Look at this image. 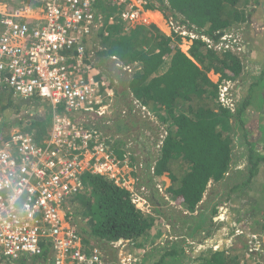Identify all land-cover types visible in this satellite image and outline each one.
Instances as JSON below:
<instances>
[{"label": "built area", "instance_id": "2783aa9c", "mask_svg": "<svg viewBox=\"0 0 264 264\" xmlns=\"http://www.w3.org/2000/svg\"><path fill=\"white\" fill-rule=\"evenodd\" d=\"M110 8H115V18L121 22H130L135 16L129 0H0V101L3 95L11 94L14 100L37 99L50 109L41 144L21 131L0 141V264H28L42 254L43 246L48 247L49 264H110L98 246L83 245L65 217V208L83 192L89 175L105 177L128 189L136 207L150 214L149 208L143 210L137 205H147L142 195L146 188H131L126 180L137 168L136 162L130 164L133 154L128 153L134 140L131 138L132 145L110 130L116 126L117 117L136 118L133 111L137 110L135 114L142 119L140 127L143 125L139 141L152 142L146 146L150 147L146 165L151 175L166 131L152 130L149 122H154V116L129 91L126 94L131 108L118 111L117 82L95 78L99 71L87 41L105 22L112 21L113 17L107 15L115 10ZM169 28L172 34L199 39L216 51H230L234 43L230 31L215 42L182 24L169 22ZM111 58L114 74L131 76L135 72L136 63L123 65ZM233 82L216 83L218 104L231 112L237 104ZM118 141L126 151L123 160L114 155L113 146ZM125 169L131 171L128 176L122 171ZM154 188L175 210L189 214L167 197L160 183ZM163 226V240L167 242L162 241L161 248L179 242L188 254L222 249L217 243L207 244L216 238L212 234L203 240L189 239L169 234V225ZM128 242L120 240L110 245L117 250ZM134 261L133 257L119 259L118 264Z\"/></svg>", "mask_w": 264, "mask_h": 264}, {"label": "trees", "instance_id": "16d2710c", "mask_svg": "<svg viewBox=\"0 0 264 264\" xmlns=\"http://www.w3.org/2000/svg\"><path fill=\"white\" fill-rule=\"evenodd\" d=\"M254 4L255 0H147L145 8L169 13L188 29L216 42L224 32L247 22ZM110 10L114 11L115 8ZM99 32L103 47L102 51L97 52L99 56L106 59L115 57L123 65L136 63V70L126 88L134 100L145 106L156 121L165 126L166 131L153 176L166 175L170 181L166 191L181 209L189 212L198 209L208 184L222 181L232 170L236 140L245 143L248 150V179L255 174L264 156L255 157L253 147L257 141L255 135H248L243 121V116H247V119L251 116L247 112L253 97L252 90L249 88L247 95L240 97L234 112H231L218 104L217 84L208 76L209 72H213L219 76V81L238 80L243 65L235 54L209 49L199 39L192 40L175 34L165 36L155 25L135 26L125 38L120 35L121 29L113 23L103 25ZM89 42L91 45L93 40ZM95 78L100 79L99 76ZM101 78L109 80L110 77ZM122 95L120 100L130 109L131 102L126 92H122ZM259 97L264 98L261 93ZM34 100L37 99L14 100L11 94L3 95L0 101V125L11 128L14 122L18 123V127L25 124L19 127L21 132L30 134L35 142L41 144L48 129L42 125L47 121L49 125L48 108H45L43 120H31L27 116L13 121H6L9 117L3 118L7 110L19 112L21 104L28 101L46 107L39 100ZM258 124L264 139V122ZM234 129L240 131V135L236 131L234 133ZM7 137L8 134L2 136L0 141ZM113 151L118 160L124 159L126 151L119 141L114 144ZM131 156L130 164L134 165L136 159L133 160ZM64 212L68 225L76 231L79 229L77 233L85 246H91V242L102 246L127 240L141 247L155 232L152 217L136 207L131 193L120 184L98 175L85 178L83 192L68 203ZM215 214L216 207L211 208L209 216H199L198 224L206 220L210 223L200 227L205 237L211 235L210 225ZM78 216L81 225L77 223ZM256 223L264 226V215ZM221 248L188 254L181 243L176 242L170 247L161 248L164 254L156 264H165L168 257L171 258L170 264H185L187 261L198 264L235 263L226 257L225 252L229 250L226 245ZM47 253L48 247L43 246L42 254L32 260L46 261Z\"/></svg>", "mask_w": 264, "mask_h": 264}, {"label": "rangeland", "instance_id": "374dc122", "mask_svg": "<svg viewBox=\"0 0 264 264\" xmlns=\"http://www.w3.org/2000/svg\"><path fill=\"white\" fill-rule=\"evenodd\" d=\"M129 4H131L132 12H134L135 15L132 21H127L126 23L119 21V19L115 18L117 16L116 10L111 13L109 12V15H107L108 17H113L112 21L108 23L116 24L119 29H121L120 35L123 38L128 35V32L129 30H131V28L133 29L135 26L138 25H148V23H151L155 25V27H158L161 32L163 31V33L169 34V36L174 35L172 34L173 32L169 28V22H173L175 26L181 25L180 22L178 20H175V18L173 19L169 13L163 14L158 11H151L146 9L145 7L147 5V0H135V2H131V0H129ZM252 11L255 10L251 8L250 13H252ZM241 24H239L233 29H230L229 34L233 35L231 36L232 40H234L230 52L237 55L242 60L244 69H248L249 74L247 73L245 74V76L243 75L242 78L239 77L238 81L233 82V98L238 101L240 97H244L247 95V91L249 88L250 90L255 89L252 94L253 97H255L254 102H252L253 104L250 105V108L247 112V115L249 114L250 116L251 114V116L248 119L247 116H243V121L245 123L244 126L246 125V128L250 132H252L256 128V121L258 123L264 122V103H262V99L260 100L259 97V92L262 90V88H259V86H257V78L259 77L251 76V73L254 72L255 67H252L250 63L254 61H260L263 55L262 53L264 52V49H262L264 48V43L262 41L259 42L260 50L254 51L252 54H249L248 60L246 53H244L245 50L248 51L247 53H250L248 50L250 46L249 44H247L248 39L245 38V33L248 30V26L246 25V22ZM116 37L117 36H115L114 38L117 39ZM183 37L187 38L186 36ZM243 46L246 47L245 50L243 49ZM180 47L183 49V46ZM255 64L259 66L256 70L257 74L260 72H264V70H261L264 69L263 62L260 64H258L257 62ZM208 76L214 83L219 82L218 76L215 75L213 72H209ZM130 79L131 76L128 73H117L118 85H121V87H124V89H126L127 83ZM117 89L119 90V88ZM23 104H21V111L15 112L12 109L7 110L4 113L3 118L6 119L9 117V119H6V121H9L10 119L13 121L14 119L17 120L20 116H27V118L30 117L31 120H43L44 113L46 111L45 108H48V111H50L49 107H40L38 103L35 102L33 103L31 101H28L24 105ZM43 104L45 105V103ZM118 107V111H122L125 107H127V104L125 105L123 103H119ZM125 109L129 110L128 107ZM135 111L137 110L134 109L133 114L136 116V118L133 117L131 119V116L129 117L128 115H122L121 117L123 118H121L120 116L117 117L116 120H118V122L116 126H113V128L110 130V133H112L113 135L115 134L116 136H121V138L123 139L127 138L126 141L128 143L129 141H131V138H133L134 140V147L133 149H130L128 153L133 154V160L136 159L137 168H133V172L130 174V177L126 176H128L131 171L127 169L122 171L126 173L125 177L127 178L126 180L128 182V185H130L131 188L135 187L136 189H141L142 186L146 188V193H143L142 195L148 200L147 205L141 206V202H138L137 205L139 207H142L143 210L149 208L151 214L150 217H152L154 221L155 237L151 239V241L147 242L146 240V242H143L141 244L144 246L148 245L147 247L140 248L133 245L134 249H131L130 251L129 249L126 251L125 248L117 249L115 251L114 249H111L113 250L112 253L111 250H103L101 248V245L99 246L98 244L96 245L91 242L92 245L98 246L100 250H102L106 254L105 256L108 258V262L110 264H118L119 259H131L132 257L134 260H136L133 262V264H156L157 261H160L162 259L161 257L164 254V251L161 249L162 246L160 244L163 239H166L162 235V233H164L163 229L165 228L163 225H169V234L180 233V236H186L189 239L194 238L197 240H203L206 237L202 234V232H200V227L207 226L209 221L206 220L203 224H198V220L200 217L197 216V212L202 211L201 213L204 214V211L206 209L210 207H216L217 214L213 216L215 220L212 218V222L210 225V228L212 230L211 234L213 235V237L216 236V238L212 239V241H214V243H217L219 247H223L224 245H226L229 250L225 252V255L226 257L231 258L232 261H235V263L232 262L233 264H264V226L256 223L260 218H262V215H264V169L257 168L255 170V174H253L252 177L248 179L247 160L249 154L245 143H243L242 141H235L237 145L233 149L235 156L233 160L234 168L230 170V172L222 181L209 183L201 200V209H196L195 211L190 212V215L182 214L180 211L175 210L169 204V200L165 201V197L161 196L158 191L155 192L154 187L156 183H160L161 186L164 188V180L161 177H166V175H162L161 177L155 178L147 171V152H149L150 147L146 148V146L151 145L152 142H150L149 139L143 142L139 141V128H142L143 125L140 127V124L142 122L140 120L142 119L139 113V116L135 114ZM14 113L17 114L11 117V115H13ZM1 120L2 119H0V121ZM152 121L154 122L150 121L149 124H152V130H154V132L156 131V129L160 132L163 131V128L165 127L164 125L162 126L159 121H156V119H153ZM17 124V122H14L11 128L0 125V138L7 134L9 136L14 131H21L19 127H24L25 125L22 124L18 127ZM42 126L44 128H47L49 126L48 121L47 123H43ZM235 131L238 132L237 129H234L233 132L235 133ZM237 134L240 135V131ZM254 154L255 157H259V155H263L264 152L260 153L258 152V150L255 149ZM235 164L239 167L236 168ZM138 165L142 168L139 169ZM168 198L172 200L171 197ZM157 204L159 205V207L157 206ZM77 208L78 210L80 209L79 206ZM159 209H161V211L163 210L164 215L161 217L157 216V211ZM207 216H209V214H207ZM76 220L77 223L80 222L79 224H82V221H80L79 216L76 218ZM158 233L159 235H161L159 236V239H156V237H158ZM217 234L219 235L217 236ZM222 238H226V240L223 242ZM214 243L211 242V239L207 242L208 245H213ZM135 248H137L136 251H132L135 250ZM138 248H140L141 250H139ZM170 260V257L166 258L165 264H169ZM189 262L187 261L186 263ZM191 263L198 264L195 261H192ZM28 264L49 263L43 261L42 259H36L35 261L30 259ZM175 264H177V262Z\"/></svg>", "mask_w": 264, "mask_h": 264}, {"label": "crops", "instance_id": "0c3cea01", "mask_svg": "<svg viewBox=\"0 0 264 264\" xmlns=\"http://www.w3.org/2000/svg\"><path fill=\"white\" fill-rule=\"evenodd\" d=\"M255 11H252V13H251V15H250V17L248 18V24H247V22H246V25L248 26V30H247V32L245 33V38L246 39H248V41H247V44H249V52L250 53H247L248 51H246L245 49H246V47L245 46H243V49L245 50H243L244 51V53H246V56H247V59L249 60V54H252L254 51H257V50H260V41H262L263 43H264V0H261V1H259V0H255V4L253 5V7H252ZM150 13V12H149ZM153 15V14H152ZM105 24H107L106 22H105ZM104 24V25H105ZM148 25H153V24H151V23H148ZM147 25V26H148ZM242 25V24H241ZM240 25V26H241ZM158 28V27H157ZM100 31V30H99ZM98 31V33L97 34H95L92 38H90V39H88V41H87V44L89 45V41H91V40H93V42H92V44L91 45H89V50H92V52H93V54H94V58H93V61H94V64H95V66H96V68L98 69V71H99V77H101V76H104V77H110L109 79L110 80H112V81H116L117 82V73L116 74H114L115 72H116V70H114V68H113V60H112V58L110 57V58H104V57H102V56H99V54H97V52L99 51H102V49H103V47H102V42H101V38H100V32ZM162 33H163V31H162ZM165 36H169V34H165V33H163ZM262 49H264V48H262ZM261 49V50H262ZM98 52V53H99ZM97 54V55H96ZM263 55H262V58L260 59V61H257L258 62V64H260V63H264V52L262 53ZM239 58V57H238ZM240 59V58H239ZM240 61H241V63H242V65H243V62H242V60L240 59ZM257 62H251L250 63V65L252 66V67H255L254 68V72L253 73H251V76H253V77H256V76H258L259 78H257L258 79V85L257 86H259V88H262V90L259 92V94L261 93L262 94V96L264 97V88H263V86H264V84H263V82H264V72H260V73H256V70H257V68L259 67L258 65H256L255 63H257ZM254 63V64H253ZM251 66H249V67H251ZM243 67H244V65H243ZM247 67V66H246ZM261 70H264V69H261ZM248 73V69H246V70H243L242 71V73H241V78H242V76L244 75L245 76V74H247ZM249 74V73H248ZM262 75V76H261ZM218 76V75H217ZM261 77H263V79H261ZM218 79H219V76H218ZM218 79H217V81H218ZM214 80V79H213ZM256 86V87H257ZM255 87V88H256ZM117 88H119V90L117 89V95H119V96H117V100H116V102H117V107H118V105H119V103H122V101L120 100V95H122V92L124 93V91L125 92H127L128 90H127V88L126 89H124V87H121V85H118V82H117ZM257 89V88H256ZM255 89H253L252 90V94H253V91H254ZM123 96V95H122ZM127 97V99H128V96H126ZM254 99H255V97H252V101H251V105L253 104L252 102H254ZM264 98H262V103H264V100H263ZM260 100H261V98H260ZM125 102H126V98H125ZM119 108V107H118ZM259 120V119H258ZM256 123H257V121H256ZM258 126V127H257ZM260 130V127H259V124L257 123L256 124V128L252 131V132H250L249 130H248V132H249V136H254V139L257 141L256 143H255V145H254V150L256 149V150H258V152H260V153H262V152H264V139L262 138V134H261V131H259ZM259 133V134H258ZM260 157H263L264 156V154L263 155H259ZM236 165V164H235ZM262 165V166H261ZM239 166L238 165H236V168H238ZM232 168H234V165L232 166ZM258 168L259 169H264V162H262L261 161V163L259 164V166H258ZM163 180H164V188H165V193H167V189H168V187H169V185H170V181H169V179L167 178V177H161ZM209 185V184H208ZM202 204V202H200V204L197 206L198 207V209H201V205ZM157 206L159 207V205L157 204ZM204 207H206V206H204ZM210 210H211V207L210 208H208V209H206L205 211H204V214H202L201 212H197V216H201V215H204V217L205 216H207V214H209V212H210ZM188 213H189V215H190V212L188 211ZM207 213V214H206ZM206 214V215H205ZM164 214H163V210L161 211V209H159L158 211H157V216L158 217H161V216H163ZM178 234H180V233H178ZM161 235V234H160ZM159 233L157 234V236L158 237H156V239H159ZM162 235H164V233H162ZM177 235V234H176ZM217 236H218V234H217ZM155 237V234H153L152 236H150V237H148V239H147V242H149V241H151V239H153ZM222 240H223V242L225 241V239L224 238H222ZM164 241V243H166L167 241H165V240H163ZM221 241V240H220ZM146 242V241H145ZM211 242L212 243H214V241H212V239H211ZM133 245L134 244H132V243H125V250L127 251L128 249H129V251L131 250V249H134V247H133ZM148 245H146V246H144V245H142L140 248H143V247H147ZM101 248L103 249V250H111V249H113L112 247H111V245H110V243H108V244H103L102 246H101ZM140 248H138L139 250H141ZM136 249L137 248H135V250H132V251H136ZM115 251V250H114ZM138 251V250H137ZM111 252L113 253V250H111ZM138 255V254H137ZM170 264V263H169Z\"/></svg>", "mask_w": 264, "mask_h": 264}, {"label": "clouds", "instance_id": "9594fccd", "mask_svg": "<svg viewBox=\"0 0 264 264\" xmlns=\"http://www.w3.org/2000/svg\"><path fill=\"white\" fill-rule=\"evenodd\" d=\"M107 24H109V23H107ZM127 190H128V189H127ZM128 191H129V190H128ZM166 195H168V197H170L168 193H166ZM173 202H174V201H173ZM174 203H175V202H174ZM175 204H176V203H175ZM176 205H177V204H176ZM177 206H178V205H177ZM182 210H183V209H182ZM227 240H228V239H227Z\"/></svg>", "mask_w": 264, "mask_h": 264}]
</instances>
